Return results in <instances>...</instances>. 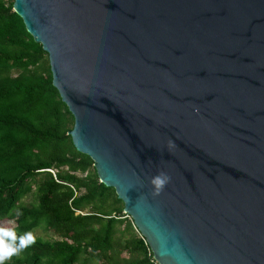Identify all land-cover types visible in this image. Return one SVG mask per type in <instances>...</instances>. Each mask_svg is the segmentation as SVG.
Returning <instances> with one entry per match:
<instances>
[{"label": "water", "instance_id": "water-1", "mask_svg": "<svg viewBox=\"0 0 264 264\" xmlns=\"http://www.w3.org/2000/svg\"><path fill=\"white\" fill-rule=\"evenodd\" d=\"M12 7L48 54L74 147L154 260L264 264V0Z\"/></svg>", "mask_w": 264, "mask_h": 264}, {"label": "trees", "instance_id": "trees-1", "mask_svg": "<svg viewBox=\"0 0 264 264\" xmlns=\"http://www.w3.org/2000/svg\"><path fill=\"white\" fill-rule=\"evenodd\" d=\"M12 5L0 0V227L35 243L4 264H158L114 188L74 147L48 54Z\"/></svg>", "mask_w": 264, "mask_h": 264}, {"label": "clouds", "instance_id": "clouds-1", "mask_svg": "<svg viewBox=\"0 0 264 264\" xmlns=\"http://www.w3.org/2000/svg\"><path fill=\"white\" fill-rule=\"evenodd\" d=\"M169 180L170 177L164 172H160L158 175L154 176L150 181L154 186L152 195L158 196ZM17 239H19L18 244L16 243ZM34 243L35 237L31 232L18 238L14 230L0 227V264H4V262L11 259L13 255L19 254L21 250Z\"/></svg>", "mask_w": 264, "mask_h": 264}, {"label": "rangeland", "instance_id": "rangeland-1", "mask_svg": "<svg viewBox=\"0 0 264 264\" xmlns=\"http://www.w3.org/2000/svg\"><path fill=\"white\" fill-rule=\"evenodd\" d=\"M29 200V198H24V200L23 201H25V202H27ZM3 223L5 224V225H10L11 224V221L10 220H5V221H3ZM36 234H38V235H43V236H48V235H50L49 233H44V232H42L41 230H37L36 231Z\"/></svg>", "mask_w": 264, "mask_h": 264}]
</instances>
